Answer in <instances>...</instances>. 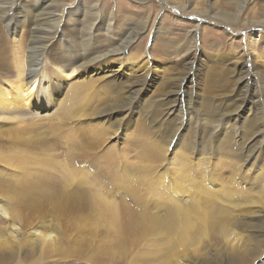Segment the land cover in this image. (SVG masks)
<instances>
[{"label": "rangeland", "instance_id": "rangeland-1", "mask_svg": "<svg viewBox=\"0 0 264 264\" xmlns=\"http://www.w3.org/2000/svg\"><path fill=\"white\" fill-rule=\"evenodd\" d=\"M50 3L61 20L31 57L36 11ZM16 9L6 25L0 8V208L9 213L0 264H264V86L244 104L246 66L234 65L244 52L254 71L246 41L264 38L255 24L264 0H20ZM30 67L36 95L13 101ZM59 68L56 92L48 79ZM78 184L110 200L94 229L63 208ZM195 202L203 207L185 226L175 209Z\"/></svg>", "mask_w": 264, "mask_h": 264}, {"label": "bare ground", "instance_id": "bare-ground-1", "mask_svg": "<svg viewBox=\"0 0 264 264\" xmlns=\"http://www.w3.org/2000/svg\"><path fill=\"white\" fill-rule=\"evenodd\" d=\"M19 3H20V0H0V8H1V11H2V19L4 20V21H6L5 23H6V25H11V24H13V22L15 23V22H17V17H18V15H19V9H16L17 10V12H15V11H12V9H14L15 7H17V6H19ZM59 3V2H58ZM14 4H16V6H14ZM48 4V3H47ZM51 5V6H50ZM50 5H45L43 8H39L37 11H36V13H38V15L36 16V23H35V25H34V31H33V33H31V38H30V43H29V56H33V57H36V55H42V53H43V49H44V45L43 44H47L48 42H49V38H51L52 39V37H53V35L50 37L49 35H50V31L52 30V28L54 27V32L56 33V30H57V23H58V21L59 20H61L60 18H61V14H59V13H61V12H57L56 11V9L54 8V6H53V3H50ZM14 6V7H13ZM33 9H35V8H33ZM40 10V11H39ZM10 11H12V12H10ZM30 11V10H29ZM32 19H34V18H32ZM59 19V20H58ZM20 21H21V19H20ZM19 24V23H18ZM255 24L256 25H258V26H264V23L262 22V21H259V22H255ZM32 26H33V23H32ZM229 36V35H228ZM146 37V36H145ZM262 40L263 41V36H262V33L260 34L259 33V38H254V36L252 35V34H248V36H247V41H246V46H247V49H248V52H249V54L250 55H252L253 57V62H252V64H253V69H254V71H253V73L252 72H249L248 70H247V66H248V64H247V53H241V54H239L238 55V57H237V59H235L234 60V65H235V67L236 66H239V68H241L242 69V65L245 67V71H243V74L242 75H240V77H239V84H241V89H240V93H241V95H242V102L244 103V104H246L247 102H249L250 101V95L252 94V91H253V89L254 90H257V92H258V88H257V85L258 84H256V83H258V82H262V85L264 86V76H263V73H264V70H262V69H258L257 68V66H256V63H257V60H261L262 61V63L264 64V50L263 51H259L258 50V48H259V46H260V44H259V42H258V40ZM194 41V40H193ZM126 43H127V41H126ZM194 45V44H193ZM193 50L192 51H190L191 53H192V57H193V54H195V48H192ZM236 50V49H235ZM117 53H120V51L119 52H116V54ZM234 53V52H233ZM113 54H109V53H107V54H105V55H100V56H98L97 58H94V60H91V62L92 61H105L108 57H110V56H112ZM86 57V56H85ZM235 57V56H234ZM82 58V57H81ZM80 58V59H81ZM140 58V57H139ZM71 60V59H70ZM147 60V59H146ZM133 61H136V60H133ZM80 62H83V64L86 62V59H84V61H80ZM90 62V63H91ZM94 62H92V64L94 63ZM143 62H146V61H143ZM86 63H88V64H90L88 61L86 62ZM85 63V64H86ZM97 63V62H96ZM100 63V62H99ZM135 63V62H134ZM140 63H142V61L140 62ZM139 63V65H141ZM32 64H34V65H37L38 63L36 62V61H34L33 63H31V65ZM80 65H81V63H79ZM138 65V66H139ZM143 65V64H142ZM145 65V64H144ZM97 66V65H96ZM81 67V66H80ZM83 67H85V66H83ZM82 67V68H83ZM191 67V66H190ZM84 69V68H83ZM71 71V70H70ZM73 71V70H72ZM71 71V72H72ZM71 72H68V73H71ZM263 72V73H262ZM40 73V72H39ZM38 72H37V68H33V67H30L29 69H27L26 70V72H25V77L26 78H28L29 79V81H28V84H27V86L25 87V88H22V89H17V91H16V95H14V94H12V95H14V99H12L13 101H17V99L18 98H20V99H23V98H25V96L26 97H28V95L29 94H31L32 92H33V97H35V95H36V89H34V86H33V84L35 85L36 84V82H38V80H39V78H37L38 77ZM62 74H65V71H61V68H59V70H50V77H49V79L48 80H50V82H51V77L52 76H54V79H55V81H53V84H52V91H56V92H58V90L59 89H61V88H63V85H64V83H65V78L66 77H63V76H65V75H62ZM255 74H257L258 75V77L257 78H255L254 79V77H253V75H255ZM67 75H69V74H67ZM38 79V80H37ZM58 79H61L62 81H61V84H59V82L58 81H56V80H58ZM15 83V82H14ZM13 84V83H12ZM72 84V86H74V83L73 82H67L66 83V87L68 88V86H70ZM18 85V84H17ZM260 86H261V84H259ZM15 86V85H14ZM262 86V87H263ZM15 87H17V86H15ZM19 87V86H18ZM17 87V88H18ZM254 87V88H253ZM34 89V90H33ZM2 90L3 89H1V92H2ZM38 90V89H37ZM263 90V89H262ZM8 91V90H7ZM10 91V90H9ZM9 91L7 92V93H9ZM255 92V91H254ZM262 92V91H261ZM6 93V92H5ZM11 93H13V92H11ZM4 95V94H3ZM49 96V95H48ZM0 97H2V95L0 96ZM6 97V96H5ZM11 97V96H10ZM41 97V96H40ZM7 99V98H6ZM10 99V98H9ZM57 99V98H56ZM5 100V98L3 99V101ZM62 100V99H61ZM58 101V100H57ZM254 102H256L255 100H253ZM1 102V101H0ZM21 102V101H20ZM5 103V102H4ZM3 103V104H4ZM11 103V102H10ZM14 103V102H13ZM2 104V105H3ZM6 105H7V103H6ZM10 105V104H9ZM12 105V104H11ZM14 106H15V103L13 104ZM12 105V106H13ZM21 105H22V103H21ZM62 105V104H61ZM8 106V105H7ZM11 106V107H12ZM18 106V105H17ZM21 107V106H20ZM1 108V107H0ZM3 108V107H2ZM9 109H10V107H8ZM23 108V107H22ZM22 108H19L20 110H22ZM17 109V108H16ZM255 109V108H254ZM2 110V109H1ZM0 110V111H1ZM13 110V109H12ZM19 110V111H20ZM6 111V110H5ZM255 111V110H254ZM2 112V111H1ZM9 112H10V110H9ZM14 113V112H13ZM10 115V114H9ZM246 121V120H245ZM251 123V122H250ZM256 123V122H255ZM243 124H245V123H243ZM255 125V124H254ZM253 125V126H254ZM251 126V125H250ZM245 127V126H244ZM255 127V126H254ZM254 127L252 128V127H249V128H252V129H254ZM257 128V127H256ZM243 129V128H242ZM252 129H250V130H252ZM245 130H248L249 131V129L247 128V129H245ZM254 130H256V129H254ZM253 131V130H252ZM244 133V132H243ZM245 133H247L246 131H245ZM249 133H256V132H249ZM247 135H248V133H247ZM173 136V135H172ZM172 136L169 138V140H168V142H167V144H166V149L168 150V148H170V144L172 143V141H171V139H172ZM245 139H249L248 138V136L247 137H245ZM177 143V142H176ZM176 145V144H175ZM252 146H254V145H252ZM251 147V146H250ZM176 149V148H175ZM253 149V148H252ZM251 149V150H252ZM172 151H174V148L172 149ZM176 155V154H175ZM250 155V154H249ZM249 155H246V159H245V167H246V165H247V163L249 162ZM174 160V159H173ZM242 163V162H241ZM242 165V164H241ZM251 171V170H250ZM178 175V177L180 178L181 177V175L183 174L181 171H179L178 173H177ZM182 178V177H181ZM86 180V181H85ZM182 179H180V181H181ZM203 180V179H202ZM83 181L84 182H87V179H85L84 177H83ZM187 182V181H186ZM185 183V182H184ZM191 183V182H190ZM80 184V183H79ZM79 184H78V186H76V187H78V188H76V189H78L79 190V188L80 189H82V190H80L79 192H80V194H76V193H74V191L72 190V191H68L67 193H65L64 195H63V198L62 199H71L72 198V200L71 201H69V200H67L64 204V206H63V208L65 207V208H67V207H71V208H74L75 210H77L78 211V213L81 215V218L83 219L84 218V220L83 221H85V222H87V223H89V226H90V229H94V226H96V224H97V216H99V215H97V214H102V212L99 210V204H103V201L104 202H110V200L107 198V196L105 197V196H102L101 195V193H99L98 192V190H99V188H101V187H99V188H97L96 189V191L98 192H96V193H91L90 194V197L88 198L87 197V193H84V191L86 190L85 188H84V191H83V186L81 185V187L79 186ZM88 186H89V184H87ZM93 186L94 187H96L97 186V182H96V180L94 181V183H93ZM178 186V185H177ZM176 186V187H177ZM39 187V186H38ZM134 187V186H133ZM179 187L180 188H186V186L184 185V184H179ZM136 188V187H135ZM178 188V187H177ZM188 188V187H187ZM191 188V187H190ZM90 189V188H89ZM183 189V190H184ZM36 190V189H35ZM77 190V191H78ZM177 190V189H176ZM182 190V191H183ZM30 191H33V188H30ZM102 191V190H101ZM182 191H180V192H182ZM187 191V190H186ZM185 191V192H186ZM219 191V190H218ZM86 192H87V190H86ZM90 192H91V190H90ZM185 192H183V193H185ZM194 192V191H193ZM221 192V191H220ZM36 194H38L37 196H39V197H44V187H43V185L41 184V186L35 191V195ZM178 194V193H177ZM203 194V193H202ZM222 194V193H221ZM31 195V194H30ZM88 195H89V193H88ZM179 195V194H178ZM205 195V194H204ZM33 196H34V194H33ZM93 196V197H92ZM9 198V197H8ZM27 198H31V197H27ZM78 198V199H77ZM92 200V202H91V200ZM198 199V198H197ZM89 200H90V202H89ZM112 200V199H111ZM199 200V199H198ZM195 201V200H194ZM205 201V200H204ZM177 202H180V201H178L177 200ZM184 202V201H183ZM182 201H181V203H183ZM190 202H192V201H190ZM12 203V202H11ZM185 203V202H184ZM183 203V204H184ZM193 203V202H192ZM187 204V203H186ZM201 204V205H200ZM198 203V202H195V204L194 205H185V206H179L177 209H175L177 212H175L177 215H179V213L184 217V219L186 220V219H188L190 216H191V214L193 213V212H200L201 210L200 209H202V207H203V204L202 203ZM58 205V204H57ZM92 205V206H91ZM176 205H178L177 203H176ZM60 206V205H59ZM6 209V208H5ZM5 209H3V208H0V215L1 216H3V218L4 217H6V216H8V214L9 213H7V211H5ZM55 209H59V210H62V207L60 206V207H56ZM72 210V209H71ZM97 210L99 211L98 213H97ZM17 211V210H16ZM63 211H64V209H63ZM179 212V213H178ZM197 212H196V214H197ZM97 213V214H96ZM150 214V213H149ZM169 214V213H168ZM167 214V215H168ZM169 216V215H168ZM171 216H173V215H171ZM13 217V216H12ZM15 217V216H14ZM157 217H159V216H157ZM175 217V216H174ZM177 217V216H176ZM15 219V218H14ZM58 219V218H57ZM167 219V218H166ZM171 219V218H170ZM191 219V218H190ZM128 220V219H127ZM50 221H52V220H50ZM59 221V220H58ZM57 221V222H58ZM129 221V226H130V228L132 227V225H133V220L131 219V220H128ZM161 221V220H160ZM168 221V220H167ZM178 221V220H177ZM53 222V221H52ZM108 222V221H107ZM112 222V221H111ZM118 222V221H117ZM116 222V223H117ZM126 222V220L124 221V223ZM162 222V221H161ZM187 222V225H185V226H190V225H188V222H190L189 221V219L186 221ZM50 223V222H49ZM110 223V219H109V222H108V224ZM115 223V222H114ZM157 223V222H156ZM170 223V222H169ZM178 223V222H177ZM52 224V223H51ZM57 224V223H56ZM110 224H112L111 226H113V222L112 223H110ZM154 224V223H153ZM172 224V223H171ZM184 224V223H183ZM43 225V224H42ZM157 225V224H156ZM155 225V226H156ZM164 225H165V222H164ZM179 225V224H178ZM13 228H15V226H12ZM164 227V226H163ZM187 227V228H188ZM165 228V227H164ZM170 228V227H169ZM179 228V227H178ZM155 229V228H154ZM180 229H182V227L180 228ZM184 229V228H183ZM15 232H16V230H15ZM39 231L36 229L35 230V232L34 233H38ZM46 232H47V230H46ZM41 233V232H40ZM49 234H51V232L49 233ZM14 235V234H13ZM48 235V234H47ZM43 236V235H42ZM41 236V237H42ZM25 237V236H24ZM14 239V238H13ZM47 239H50V238H48L47 237ZM42 241V240H41ZM68 244V243H67ZM49 245V244H48ZM53 245V244H52ZM81 245V244H80ZM40 246V245H39ZM58 246V245H57ZM60 246V245H59ZM41 247V246H40ZM44 247V246H43ZM45 247H46V245H45ZM34 248V247H33ZM52 248V247H51ZM50 248V249H51ZM263 248H264V246L262 247V248H260L261 249V251L263 250ZM31 249H32V246H31ZM40 249V248H39ZM58 249V248H57ZM61 249V248H60ZM34 250V249H33ZM44 250H46V248L44 249ZM48 250V249H47ZM41 251V250H40ZM50 251V250H49ZM261 251H260V253H261ZM44 252V251H43ZM47 253V252H46ZM50 253V252H49ZM54 253V252H53ZM62 256V255H61ZM85 260H87V259H85Z\"/></svg>", "mask_w": 264, "mask_h": 264}]
</instances>
